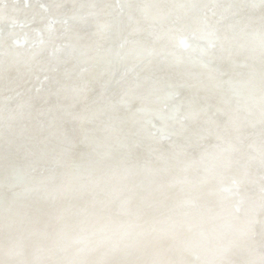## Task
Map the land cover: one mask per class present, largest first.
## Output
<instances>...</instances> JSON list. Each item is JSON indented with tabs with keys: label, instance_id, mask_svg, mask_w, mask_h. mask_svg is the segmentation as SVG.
<instances>
[{
	"label": "water",
	"instance_id": "1",
	"mask_svg": "<svg viewBox=\"0 0 264 264\" xmlns=\"http://www.w3.org/2000/svg\"><path fill=\"white\" fill-rule=\"evenodd\" d=\"M0 1V264H264V0Z\"/></svg>",
	"mask_w": 264,
	"mask_h": 264
},
{
	"label": "bare ground",
	"instance_id": "2",
	"mask_svg": "<svg viewBox=\"0 0 264 264\" xmlns=\"http://www.w3.org/2000/svg\"><path fill=\"white\" fill-rule=\"evenodd\" d=\"M1 2H2V1H0V4H1ZM9 3H10L11 5L15 4L14 1H10ZM37 9H38V8H36V9H33V8H32L31 10H32V11H35L34 13H37ZM31 10H29V11H31ZM30 15H31V12H29L27 15L24 16L25 19H26V18H29ZM9 78H10V77H8V79H9ZM184 234H185V233H184Z\"/></svg>",
	"mask_w": 264,
	"mask_h": 264
},
{
	"label": "rangeland",
	"instance_id": "3",
	"mask_svg": "<svg viewBox=\"0 0 264 264\" xmlns=\"http://www.w3.org/2000/svg\"><path fill=\"white\" fill-rule=\"evenodd\" d=\"M23 27H24V25H23Z\"/></svg>",
	"mask_w": 264,
	"mask_h": 264
}]
</instances>
